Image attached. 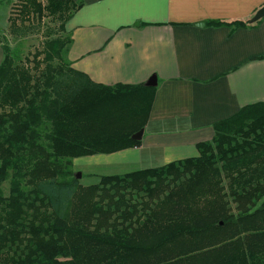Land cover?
Instances as JSON below:
<instances>
[{"label": "trees", "instance_id": "16d2710c", "mask_svg": "<svg viewBox=\"0 0 264 264\" xmlns=\"http://www.w3.org/2000/svg\"><path fill=\"white\" fill-rule=\"evenodd\" d=\"M17 1L13 39L46 19L58 33L31 59L0 36V264H264V104L214 124L194 158L82 186L75 159L139 147L154 88L71 66L81 2Z\"/></svg>", "mask_w": 264, "mask_h": 264}, {"label": "crops", "instance_id": "0c3cea01", "mask_svg": "<svg viewBox=\"0 0 264 264\" xmlns=\"http://www.w3.org/2000/svg\"><path fill=\"white\" fill-rule=\"evenodd\" d=\"M73 1L82 3L65 24L75 70L107 87L156 79L139 147L116 153L134 152L140 169L196 157L214 124L264 104V19L250 23L264 0ZM238 22L249 25H211Z\"/></svg>", "mask_w": 264, "mask_h": 264}, {"label": "rangeland", "instance_id": "374dc122", "mask_svg": "<svg viewBox=\"0 0 264 264\" xmlns=\"http://www.w3.org/2000/svg\"><path fill=\"white\" fill-rule=\"evenodd\" d=\"M17 6V0H2L0 2V36L6 38L12 48L16 47L19 49L22 53V57L24 56L31 59L33 53L41 47L46 28H50L56 36L58 33L57 25L49 19H46L38 32L25 38L13 39V37L8 34L10 25L9 19L17 15ZM144 154L145 153H143L142 156ZM137 160V155L134 152H123L115 155H97L92 156V158L75 159L73 161V168L76 174H81V177L78 179L79 184L87 186L94 184L100 176L122 175L142 170V168L140 169L138 164H136ZM126 162L133 164L128 166V164H124ZM3 193L5 195L7 194V185H4Z\"/></svg>", "mask_w": 264, "mask_h": 264}, {"label": "water", "instance_id": "95a60500", "mask_svg": "<svg viewBox=\"0 0 264 264\" xmlns=\"http://www.w3.org/2000/svg\"><path fill=\"white\" fill-rule=\"evenodd\" d=\"M264 19V5L255 13V15L250 20V23H257L260 20ZM197 27H203V23H199L196 25ZM147 88H154L156 86V79L155 77H151L149 81L145 84ZM144 133V129H141L136 134L132 136V140L134 141H141L142 136ZM81 177V174L77 173L76 178L79 179Z\"/></svg>", "mask_w": 264, "mask_h": 264}]
</instances>
